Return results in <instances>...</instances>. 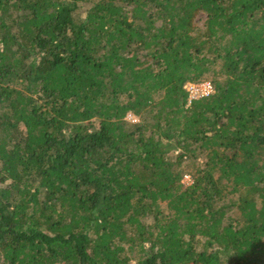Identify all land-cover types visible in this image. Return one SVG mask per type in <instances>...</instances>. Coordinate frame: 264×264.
Here are the masks:
<instances>
[{"label": "trees", "instance_id": "obj_1", "mask_svg": "<svg viewBox=\"0 0 264 264\" xmlns=\"http://www.w3.org/2000/svg\"><path fill=\"white\" fill-rule=\"evenodd\" d=\"M0 264H264V0H0Z\"/></svg>", "mask_w": 264, "mask_h": 264}, {"label": "built area", "instance_id": "obj_2", "mask_svg": "<svg viewBox=\"0 0 264 264\" xmlns=\"http://www.w3.org/2000/svg\"><path fill=\"white\" fill-rule=\"evenodd\" d=\"M183 88L186 92V107H188L191 103L195 101L209 98L214 94V86L210 80L187 82ZM128 118L132 122H137V120L134 119L133 115L128 116ZM182 183L186 186L190 185V175L185 174L182 178Z\"/></svg>", "mask_w": 264, "mask_h": 264}, {"label": "rangeland", "instance_id": "obj_3", "mask_svg": "<svg viewBox=\"0 0 264 264\" xmlns=\"http://www.w3.org/2000/svg\"><path fill=\"white\" fill-rule=\"evenodd\" d=\"M86 7H87V6H83V7L80 8V15L83 14V12H84V10L86 9ZM207 79H208V80H211L210 78H207ZM128 116H132V115H131V114H128V115L126 116V121H128L129 123H132V124L135 123V122L130 121L129 118H128ZM133 117H134V116H133ZM134 119L137 120V118H135V117H134ZM188 172H192V171H191V170H188Z\"/></svg>", "mask_w": 264, "mask_h": 264}]
</instances>
